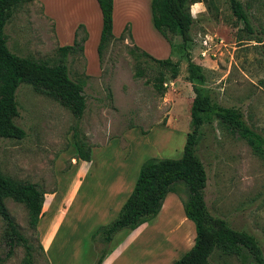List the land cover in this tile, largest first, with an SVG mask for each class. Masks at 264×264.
I'll use <instances>...</instances> for the list:
<instances>
[{
    "label": "rangeland",
    "instance_id": "1",
    "mask_svg": "<svg viewBox=\"0 0 264 264\" xmlns=\"http://www.w3.org/2000/svg\"><path fill=\"white\" fill-rule=\"evenodd\" d=\"M241 1L251 14L253 32L236 20L228 0H214L208 8L204 4L205 12L192 25L190 53L205 69V89L222 106L242 112L259 137L253 140L258 148L253 150L236 125L216 120L213 128H203L196 154L207 173V210L232 228L253 234L264 252V0ZM41 7L39 1L30 0L14 8L4 29L7 45L17 55L55 64V29ZM151 28L135 23L136 44L157 52L160 40L149 33ZM258 36L261 42L256 41ZM207 37L213 42L202 56ZM115 38L103 50L102 60L96 48L95 74L87 73L83 53L65 59L70 77L84 81L86 106L80 118L27 83L17 88L15 122L26 134L19 140H0V169L46 192L36 229L28 224L24 204L4 199L31 244L32 264H94L102 251L123 240L125 231L116 233L110 243L103 242L100 227L116 217L141 164L150 157L182 155L194 97L186 80V59L173 53V59L180 61L179 74L166 81V91L160 95L153 87L157 67L145 60L138 64L130 55L133 42L124 28ZM173 42L180 38L173 37ZM137 68L141 77L134 75ZM77 140L90 148V161L78 159ZM180 188L175 195L184 215L180 198L186 195ZM179 215L176 209L165 219L157 218L155 226L131 240L113 264H172L192 246L195 234L193 222L189 220L192 232ZM170 223L178 225L171 230ZM4 232L0 217V264H23L25 247L15 244L9 250ZM209 263L253 264L244 248L236 252L215 248Z\"/></svg>",
    "mask_w": 264,
    "mask_h": 264
},
{
    "label": "trees",
    "instance_id": "2",
    "mask_svg": "<svg viewBox=\"0 0 264 264\" xmlns=\"http://www.w3.org/2000/svg\"><path fill=\"white\" fill-rule=\"evenodd\" d=\"M30 0H0V140L22 139L26 132L16 124L19 115L16 91L21 83L29 84L33 90L43 93L67 108L80 118L86 103L83 93L84 81L73 80L69 75L65 59L68 55L83 53V43L87 39V31L79 24L74 33L72 45L58 47V61L49 64L46 61L23 57L12 52L7 45L5 26L13 14L14 8ZM203 2L208 8L214 0H151V22L155 30L168 42L171 51L186 59V80L191 84L194 97L191 101L190 130L186 134L182 155L177 159L150 157L140 166L133 188L120 207L116 217L105 226L100 227L102 240L110 243L116 233L135 230L143 223L151 221L160 211L163 201L169 192L179 195L180 187L185 190V198H180L184 214L194 224L195 237L193 245L172 264H210L209 259L215 248L226 252H236L244 248L253 264H264V252L256 237L245 231L229 226L225 219L211 214L204 201V189L207 173L204 164L196 154V146L203 128H213L214 121L221 124H233L248 136L249 145L256 151L258 146L255 133L243 119L242 112L233 107L219 104L205 89L206 72L202 65L191 58V28L194 19L190 13V5ZM233 16L242 22L250 32L254 28L251 14L241 0H228ZM102 16V28L97 46L99 60L103 50L116 39L113 32V0H97ZM124 31L131 39L130 26ZM180 42L174 43L173 37ZM120 39L124 38L122 33ZM257 42L262 37H255ZM129 53L138 62L145 60L157 67L153 77V87L160 95L166 91V81L175 79L179 74V60L171 57L157 59L133 44ZM134 75L142 76L137 68ZM78 159L90 161V148L83 141H76ZM45 191L34 183L20 181L6 176L0 169V217L5 223L4 236L10 249L15 244L25 247L23 264H32V247L27 238L20 232L15 219L10 214L4 199L10 198L22 203L27 209L28 224L36 229L45 200ZM108 251L104 250L94 264H102Z\"/></svg>",
    "mask_w": 264,
    "mask_h": 264
},
{
    "label": "crops",
    "instance_id": "3",
    "mask_svg": "<svg viewBox=\"0 0 264 264\" xmlns=\"http://www.w3.org/2000/svg\"><path fill=\"white\" fill-rule=\"evenodd\" d=\"M37 1L41 3L43 15L45 17H49V21L53 22L55 29V41L57 42L58 47L71 45L74 40L76 27L79 24H83L85 26L87 31V39L83 43V54L88 58L87 73L95 74L98 70L96 48L102 28V16L97 0ZM150 1L151 0H113V34L115 36L119 35L125 25L128 24L131 31V41L133 44L137 45V38L134 31L135 23L136 25H143V23H147V25H151L152 28H154L151 22ZM203 12H205L203 2L198 1L190 5V13L194 19V22L196 18L199 17ZM152 28L150 29L149 33L153 36H156L160 40V44L157 46V50H155L157 52L149 51L146 46H144L146 50L139 47L138 45L137 46L157 59H165L168 57L173 59L174 54L171 51L168 42L163 40V36L161 37L160 34H158L159 32L156 30L158 32L157 33L154 30L155 28ZM179 203L180 202L178 201L175 193L169 192L163 201L159 213L151 221L143 223L135 230L125 234L124 230L119 231V233L123 232L121 234H124L122 237L123 240L114 247L111 246L102 264H113L114 262L118 261L122 255L123 249L129 244L131 240L143 233L146 229L153 228L157 218L165 219L166 213H172L173 210L176 211L177 209L179 211V218L183 217L185 227H187L188 230L191 229L193 232L192 223L186 218L185 214H181ZM41 219L42 218L40 216L38 223ZM176 225H178V223H170L169 227L171 230H174ZM193 237H195L194 232ZM48 243V240L43 243V250L47 249L46 247L48 246Z\"/></svg>",
    "mask_w": 264,
    "mask_h": 264
},
{
    "label": "built area",
    "instance_id": "4",
    "mask_svg": "<svg viewBox=\"0 0 264 264\" xmlns=\"http://www.w3.org/2000/svg\"><path fill=\"white\" fill-rule=\"evenodd\" d=\"M211 42H213V39H212V41H210L209 37L203 39L202 44H203V46L205 47V50H203V51L201 52V55H202V56H204V55H205V52L208 51V50L211 48V45H210V44H212ZM218 42H219V41H217V43H218ZM207 49H208V50H207Z\"/></svg>",
    "mask_w": 264,
    "mask_h": 264
}]
</instances>
